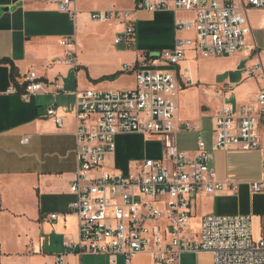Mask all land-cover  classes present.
<instances>
[{
  "label": "built area",
  "instance_id": "1",
  "mask_svg": "<svg viewBox=\"0 0 264 264\" xmlns=\"http://www.w3.org/2000/svg\"><path fill=\"white\" fill-rule=\"evenodd\" d=\"M74 4L75 0H59L57 10L74 16ZM247 8L264 11V0L240 4L234 0H133L131 12H91L92 21L120 22L123 32L114 43L127 48L135 42L132 16L136 12L192 13V19L178 20L175 30L193 32L194 37L177 38L171 49L144 55L142 61L156 71L124 65L123 72L134 73L135 87L131 90L75 93L77 170L69 188L75 199L67 211L77 219L80 256H107L111 264L121 256L125 264H131L137 255L148 254L152 264H181L182 255L208 254L213 264H264V224L260 238L255 239L251 216L212 214L203 216L196 229L192 225L196 198L238 190L234 183L217 180L209 153L260 149L264 90L236 109L224 102L225 94L213 92L221 105L213 117L210 149L201 128L185 121L183 130L196 134L197 148L193 154L179 150V128L174 121L181 87L196 85L180 67L189 50L202 58L253 55L257 51L254 43L247 41L251 38ZM61 45L74 47L75 40ZM63 63L77 67L74 50ZM162 66L173 71L158 69ZM246 72L248 77L262 74V64L257 61ZM13 92L28 100L37 93H62L63 85L59 80L44 82L30 71L23 77L22 91L15 88ZM46 117L59 129L63 127L53 105L47 108ZM133 134L158 139L160 158L135 162L126 172L109 171L106 162L115 154L116 137ZM21 142L27 143L28 138ZM249 191L264 196V180L251 182ZM55 264H63L62 256Z\"/></svg>",
  "mask_w": 264,
  "mask_h": 264
},
{
  "label": "crops",
  "instance_id": "2",
  "mask_svg": "<svg viewBox=\"0 0 264 264\" xmlns=\"http://www.w3.org/2000/svg\"><path fill=\"white\" fill-rule=\"evenodd\" d=\"M58 1L0 0V60L7 62L0 63L1 264H55L59 256H62L63 264H110L107 256L78 254L77 219L67 211V206L75 199L69 188L77 170L75 93L131 90L135 87L134 73L123 72L124 65L143 72L156 71V67L142 61L145 54L171 49L177 38L194 37L193 32L175 30V23L192 19V13L136 12L132 16L135 42L132 48H127L114 43L123 32L120 22H95L90 14L107 10L131 12L133 0H75L74 16L58 11ZM234 1L239 4L247 2ZM245 14L251 30V38L247 41L254 43L257 51L253 55L241 53L221 58L228 62V67L217 70L214 75L230 76L216 83L217 89L211 91L214 100L217 99L213 96L216 90L225 94V100L234 96L237 104L233 109L251 102L257 93L264 90V11L247 8ZM72 40H75L74 47L61 45L63 41ZM72 50L76 54V68L63 63ZM197 58L194 51L189 50L186 60L180 64L181 69ZM257 61L262 64L263 73L248 77L247 68ZM11 66L15 69V81L11 78ZM158 69L173 71L166 66ZM30 71L44 82L59 80L63 92L54 96L37 93L23 100L13 90L16 85L22 86L23 77ZM192 72L196 85L191 89H194L198 87L199 76ZM112 76L115 77L109 79ZM191 89L181 87L177 106L182 91ZM204 91L209 93L206 89ZM203 96H200L199 102ZM205 98L213 104L211 97ZM51 105L56 115L63 119L61 129L46 117V110ZM215 109L210 119V145L205 141L208 149L212 143L213 117L219 108ZM178 113L179 106L175 125L179 133L186 132L183 123L189 120L181 119ZM25 137L28 142L22 144L21 140ZM124 141L136 142L138 152L142 146L147 151L143 159H158L161 156L158 139L136 134L119 135L115 139V154L106 162L111 172H126L132 165L130 153L122 151ZM195 151L184 152L193 154ZM209 155L217 180L234 183L238 190L236 193L196 198L194 203L203 199L209 201L211 207L198 217L194 216L192 222L196 220L197 225L203 216L212 214L249 215L253 237L260 238L264 224V196L252 195L249 184L264 180V126L261 128L259 150L211 151ZM245 171L252 173L250 178H230L232 173ZM52 215H56V219H50ZM144 257L148 258V264H152L148 254L137 255L131 264H142ZM120 259V264H125L123 257Z\"/></svg>",
  "mask_w": 264,
  "mask_h": 264
},
{
  "label": "rangeland",
  "instance_id": "3",
  "mask_svg": "<svg viewBox=\"0 0 264 264\" xmlns=\"http://www.w3.org/2000/svg\"><path fill=\"white\" fill-rule=\"evenodd\" d=\"M225 67H228V62L225 60H222L221 58H202L198 56L197 59L192 60L190 65L185 64L182 66L183 72H187V75L189 73V77L193 80V83L195 84V79L192 71H195L199 76V83L198 87L193 88L194 86L189 87L188 89L191 90H184L179 95L178 98V106H179V117L184 120H189L193 126H199L202 130V136L208 146L210 145V137H211V129H212V121L211 116L215 113L216 109L219 108L221 105V100L216 99L214 100L211 96V91L217 89L216 83H221L224 79L229 77L230 75H224L216 77L214 73L217 70L223 69ZM208 90L209 93H205L204 90ZM215 92H218L217 90ZM204 95V96H203ZM200 96H203V100L199 102ZM207 97H211L212 100H214L213 104L210 100H208ZM199 102V103H198ZM226 104L232 106L233 108L236 107L237 101L234 99V96H230V98L226 99L224 101ZM197 108V116L195 115V111ZM198 117V118H197ZM199 120V121H197ZM199 123V124H196ZM177 140V146L178 149L181 151H188L193 152L196 149V134L194 132H181L176 136ZM143 146L145 148L147 147V144L144 142ZM140 152H138L137 144L134 141H124L123 145V153L131 155L130 163L133 166V163L141 161L146 154L147 151H144V148L141 146L139 147ZM253 172V171H252ZM251 172L245 171L244 173L237 174L232 173L230 174L231 179H238L243 177L249 178L251 177ZM241 175V176H239ZM243 199V198H242ZM249 202V200H248ZM211 205L209 201L206 200H199L196 203H194L193 206V215L195 217H198L204 212L209 211ZM193 228L196 229V220L192 222ZM121 258V257H120ZM119 257L116 258L115 264H120ZM110 259V258H109ZM124 261V259H123ZM213 264L212 262V256L208 254L199 255L196 257L195 255H182L181 257V264ZM110 263V262H109ZM125 263V262H124ZM111 264V263H110ZM142 264H148V258L144 257L142 260Z\"/></svg>",
  "mask_w": 264,
  "mask_h": 264
},
{
  "label": "trees",
  "instance_id": "4",
  "mask_svg": "<svg viewBox=\"0 0 264 264\" xmlns=\"http://www.w3.org/2000/svg\"><path fill=\"white\" fill-rule=\"evenodd\" d=\"M148 55L149 54H145V56L146 57H148ZM0 63H7L6 62V60H0ZM15 69H14V67L13 66H11V78H12V80L13 81H15ZM115 76H112V77H110L109 79H112V78H114ZM16 88L18 89V91L20 92V91H22V86H18V85H16Z\"/></svg>",
  "mask_w": 264,
  "mask_h": 264
},
{
  "label": "bare ground",
  "instance_id": "5",
  "mask_svg": "<svg viewBox=\"0 0 264 264\" xmlns=\"http://www.w3.org/2000/svg\"><path fill=\"white\" fill-rule=\"evenodd\" d=\"M183 73H185V74H186L187 72L185 71V72H183Z\"/></svg>",
  "mask_w": 264,
  "mask_h": 264
}]
</instances>
